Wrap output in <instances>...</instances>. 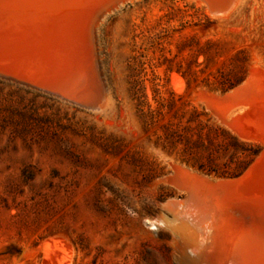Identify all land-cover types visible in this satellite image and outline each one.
<instances>
[{
    "label": "rangeland",
    "instance_id": "rangeland-1",
    "mask_svg": "<svg viewBox=\"0 0 264 264\" xmlns=\"http://www.w3.org/2000/svg\"><path fill=\"white\" fill-rule=\"evenodd\" d=\"M201 3L111 10L95 39L62 55L72 70L63 95L49 74L21 70L23 48L0 38V264H204L179 251L204 256L209 243L191 246L194 225L189 239L174 230L191 201L177 172L237 179L264 151V100L238 115L245 140L228 123L250 96L222 99L264 74V0H238L224 16ZM243 211L229 210L232 228L254 235L260 222Z\"/></svg>",
    "mask_w": 264,
    "mask_h": 264
},
{
    "label": "bare ground",
    "instance_id": "bare-ground-1",
    "mask_svg": "<svg viewBox=\"0 0 264 264\" xmlns=\"http://www.w3.org/2000/svg\"><path fill=\"white\" fill-rule=\"evenodd\" d=\"M129 1L134 2V0H0V29H2L0 32V38L3 39L5 35L9 37L12 36L9 40H12L11 44L4 45H8L10 47L12 45L13 47L16 45L18 48L14 47V49L16 48L17 50L19 47L23 48V51H20V54L23 52L22 55L25 57L26 61L24 60L25 62L22 61L20 65L18 64L20 67H22V69H20L25 70L28 76H31L32 78L35 74L37 77L38 74L39 76L41 75L40 73L44 75L49 74V79L51 78L53 81H56L55 87H52L59 89L56 90V92H58L64 89L63 87H65V84L67 83L66 80H68L67 78L69 77V66H71L67 63V60L64 59L62 55L68 54L70 58L71 53L68 52H73L83 41V37L87 39L88 36L92 35V37L95 39L97 26L100 21L106 17L107 13ZM195 1L204 3L207 6L210 14L215 16H224L234 8L238 0L235 1L233 7L227 13L222 15L213 13V9L217 8L220 2H227L228 0ZM4 29L8 30L6 31ZM8 32L10 34H8ZM31 33H35V35L30 36ZM89 47L91 48V45ZM11 50L12 49L10 48V51L8 52L11 53ZM12 53L10 55H12ZM16 60L15 63L18 62ZM15 63L13 65H15ZM50 64L53 67L56 66V68L54 67L55 69L52 68L51 70V68H49ZM16 70L18 71V69ZM251 75H249L250 77L241 86L226 94L222 98L223 100L231 101L242 98L245 99V97L250 96L249 101L246 102L247 106H240L236 116H234L228 123V125L234 131L239 133V136L245 140H253V138L248 133L244 134L237 131L232 127V124L239 119L243 124V118L238 117V115L239 113L241 114V112L243 113L246 108L249 109L251 107L250 103L252 102L253 98H262L264 100V91H262L264 90L263 83L261 86L259 85L261 83V79H264V74L259 73L258 75L255 74L256 76ZM13 76L15 78V75ZM33 79H29L31 81L28 82L36 86L37 84L32 82ZM70 83L71 82H69V84ZM40 84L42 85V83ZM37 87L41 88L40 85H37ZM52 87L49 86L48 88L53 89ZM42 89L45 88L43 87ZM60 92L61 95H63V91ZM259 122L261 129L264 132V118H260ZM257 175L261 176L262 178L264 177V151L256 159L255 163L241 177L237 179L206 182L205 179H201L199 176L197 177L195 175H190L187 171L179 170L177 172L179 184L183 186L186 185L190 190L189 198L191 201L187 205L188 210H185L183 216H187L189 219L191 218V220L187 221L188 218L186 217L187 220H181L178 225L176 224L174 226V230L181 231L185 234L187 232L186 237L189 239V235H191V233L188 232L190 230L188 227L189 225H194L198 229L197 231L199 234L194 235L193 237L191 236L192 240L189 239L190 244L192 243L191 246H194V243L201 244V246L203 243H209L208 245H205L206 248L208 246V254L204 256H202L203 254H200V256H196L195 258H192L187 254L186 246L185 248L180 247L179 251L182 254L184 253L183 255H185L188 260L192 262H194V260H198L199 262L202 261L204 264H216L218 260L216 259V252L219 250L220 252L225 253L224 262H226V264H264V178L261 179L262 181H260V177L258 176L259 181L256 180L255 183H249V179L251 177L257 178L254 177ZM203 188L207 189L206 194L200 192V189ZM216 192L220 193L221 195L215 196L217 195ZM178 206L179 204L177 205L176 203H170L168 204V209L175 212V210L178 209ZM192 209L193 211H191ZM233 209L244 210L243 212L245 214H248L252 218H257L256 221L259 220L260 225H258V227H260L259 229L257 228L258 230H255L254 235L250 233L251 229L248 230V228L245 227L241 231L239 230V227V232H237V228L236 231L234 230L235 226H233L234 229L232 228V220L228 217V212L229 210L233 211ZM158 222L160 225L169 223L167 220L165 221L162 219L158 220ZM223 244H226L225 248H223Z\"/></svg>",
    "mask_w": 264,
    "mask_h": 264
},
{
    "label": "water",
    "instance_id": "water-1",
    "mask_svg": "<svg viewBox=\"0 0 264 264\" xmlns=\"http://www.w3.org/2000/svg\"><path fill=\"white\" fill-rule=\"evenodd\" d=\"M235 1L236 0H228L227 2H225V1L220 2L219 5H218V7L213 9V13H215L217 15H222V14L227 13L233 7ZM232 127L235 128L237 131H239L241 133H244V134L245 133H248V129L245 127V125L242 124V122H241L240 119L237 120V121H235L232 124Z\"/></svg>",
    "mask_w": 264,
    "mask_h": 264
}]
</instances>
